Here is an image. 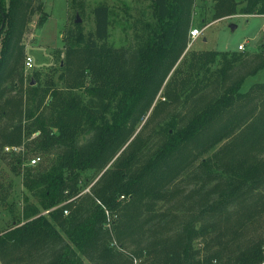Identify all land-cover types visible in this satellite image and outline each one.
Returning a JSON list of instances; mask_svg holds the SVG:
<instances>
[{"label": "trees", "instance_id": "trees-1", "mask_svg": "<svg viewBox=\"0 0 264 264\" xmlns=\"http://www.w3.org/2000/svg\"><path fill=\"white\" fill-rule=\"evenodd\" d=\"M213 2V22L264 16V0ZM193 3L152 0L134 51L109 45L111 8L96 6L95 31L76 22L54 51L56 81L25 71L44 0H0V155L26 192L0 228L1 264H264V82L243 91L264 45L219 62L194 51L177 66Z\"/></svg>", "mask_w": 264, "mask_h": 264}, {"label": "rangeland", "instance_id": "rangeland-1", "mask_svg": "<svg viewBox=\"0 0 264 264\" xmlns=\"http://www.w3.org/2000/svg\"><path fill=\"white\" fill-rule=\"evenodd\" d=\"M236 1L239 9L245 6L246 0ZM44 3L47 16L41 19V15L36 14L24 37L27 57L33 58L34 61V70L27 74L29 79L35 71H39L43 80L53 72V77L58 81L64 54L57 58L54 51L57 49L65 51L67 33L70 29H76L78 19L85 34L95 31L93 11L100 4L111 8L109 45L112 48L130 51L143 48L149 39L147 25L154 23L152 0H44ZM213 8V0H194L191 30L199 29L203 31V34L193 42L189 38L188 47L177 66L194 51L217 52L218 62L227 52H240V45L245 46L243 52L248 55H256L261 51L264 45V16L248 17L237 14L213 22ZM233 25L236 26L235 30L232 29ZM1 45L0 38V53ZM218 62L213 69L217 68ZM258 82H264V70L248 79L243 86V91H247L251 85ZM34 84L33 82L32 85ZM57 84L61 89L65 87L64 83L57 82ZM29 156L27 155L26 159ZM40 156L44 160L42 155L35 157ZM8 163V157L6 158L5 154L0 155V228L7 227L12 222L13 215L8 210L11 204L16 206L17 214H21L25 205L26 192L23 178L14 174ZM85 173L84 177L92 179L94 176L92 171L88 170ZM95 182L96 179L85 192H88ZM11 185L12 188H10ZM3 193H8L7 204L1 201ZM35 204L38 205V203ZM258 234H264V231L261 230ZM138 263H140L139 260L136 264Z\"/></svg>", "mask_w": 264, "mask_h": 264}, {"label": "built area", "instance_id": "built-area-1", "mask_svg": "<svg viewBox=\"0 0 264 264\" xmlns=\"http://www.w3.org/2000/svg\"><path fill=\"white\" fill-rule=\"evenodd\" d=\"M203 34V31L199 30V29H192L190 31V39L191 41H195L197 40L201 35ZM192 44V43H190ZM239 51L243 52L245 51V46L244 45H240L239 46ZM34 70V61L33 58L31 57H26V61H25V71H26V75L30 72H32ZM24 150L23 147H7L5 148V152L10 153V152H22ZM41 162V158L40 157H35L33 158L29 165L30 166H36ZM45 214L47 215L48 212H45ZM66 215H68V211L65 212ZM1 264V261H0Z\"/></svg>", "mask_w": 264, "mask_h": 264}, {"label": "water", "instance_id": "water-1", "mask_svg": "<svg viewBox=\"0 0 264 264\" xmlns=\"http://www.w3.org/2000/svg\"><path fill=\"white\" fill-rule=\"evenodd\" d=\"M77 22L80 23L79 19H78ZM232 29L235 30V29H236V26L233 25V26H232Z\"/></svg>", "mask_w": 264, "mask_h": 264}]
</instances>
